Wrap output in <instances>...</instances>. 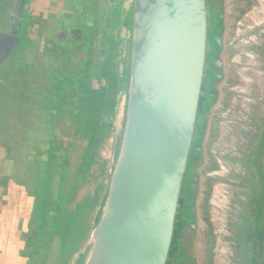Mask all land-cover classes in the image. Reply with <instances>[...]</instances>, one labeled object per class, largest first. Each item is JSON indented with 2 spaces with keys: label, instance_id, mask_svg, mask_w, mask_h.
I'll list each match as a JSON object with an SVG mask.
<instances>
[{
  "label": "water",
  "instance_id": "95a60500",
  "mask_svg": "<svg viewBox=\"0 0 264 264\" xmlns=\"http://www.w3.org/2000/svg\"><path fill=\"white\" fill-rule=\"evenodd\" d=\"M44 1L0 0V115ZM229 1L106 0L108 39L94 61L102 107L93 211L64 264H199Z\"/></svg>",
  "mask_w": 264,
  "mask_h": 264
},
{
  "label": "flooded vegetation",
  "instance_id": "af4514ba",
  "mask_svg": "<svg viewBox=\"0 0 264 264\" xmlns=\"http://www.w3.org/2000/svg\"><path fill=\"white\" fill-rule=\"evenodd\" d=\"M105 3L45 0L33 23L0 115V264H34L41 240L60 233L72 213L89 229L100 161L98 115L102 107L94 61L104 52L108 39ZM43 64L55 69L45 74ZM36 123L50 131H63L62 127L67 131L59 166L54 162L58 154L53 149L55 134L39 144L45 150L43 155L37 154L33 144ZM55 169L59 180L52 189L50 174ZM22 181L30 186L29 196L24 194ZM49 192L57 193L56 205ZM78 239L77 246L85 238ZM61 242L64 252L67 241ZM65 254L62 259L67 258Z\"/></svg>",
  "mask_w": 264,
  "mask_h": 264
},
{
  "label": "rangeland",
  "instance_id": "374dc122",
  "mask_svg": "<svg viewBox=\"0 0 264 264\" xmlns=\"http://www.w3.org/2000/svg\"><path fill=\"white\" fill-rule=\"evenodd\" d=\"M263 43L264 0H230L224 53L227 79L220 103L214 110L207 140V160L203 168L199 203L200 236L197 243L199 264L246 263L244 237H241L240 232L246 223L251 188L249 172L243 160L264 118ZM44 65L45 74L46 70L55 69L50 64ZM59 130L52 128L50 131L39 123L33 127V144L37 154L45 150L42 146L38 148L39 144L48 142L55 134L53 149H57L58 153L54 159L57 166L63 161L64 138L67 137L64 127L61 129L63 131ZM58 180L55 169L50 174L52 189ZM22 183L25 196H29V184ZM48 195L56 205L57 193L49 192ZM28 202L32 204L30 198ZM67 218L60 233L51 234L47 241L41 240V250L34 264H64L77 249L76 244L80 242L78 238L84 236L86 239L89 229L86 231L83 220L80 223L75 213ZM180 229L179 223L178 231ZM61 241H67L64 252ZM65 253L67 258L62 259Z\"/></svg>",
  "mask_w": 264,
  "mask_h": 264
},
{
  "label": "trees",
  "instance_id": "16d2710c",
  "mask_svg": "<svg viewBox=\"0 0 264 264\" xmlns=\"http://www.w3.org/2000/svg\"><path fill=\"white\" fill-rule=\"evenodd\" d=\"M261 53L264 57V43ZM243 164L249 172L251 188L246 223L240 232L244 237L245 264H264V118L246 150Z\"/></svg>",
  "mask_w": 264,
  "mask_h": 264
}]
</instances>
